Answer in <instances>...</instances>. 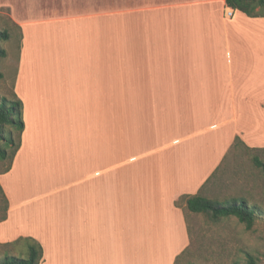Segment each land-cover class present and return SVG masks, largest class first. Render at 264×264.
<instances>
[{
    "label": "crops",
    "instance_id": "1",
    "mask_svg": "<svg viewBox=\"0 0 264 264\" xmlns=\"http://www.w3.org/2000/svg\"><path fill=\"white\" fill-rule=\"evenodd\" d=\"M226 9L23 0L0 244L34 239L38 264H175L191 244L175 202L202 191L235 138L264 148V17Z\"/></svg>",
    "mask_w": 264,
    "mask_h": 264
},
{
    "label": "rangeland",
    "instance_id": "2",
    "mask_svg": "<svg viewBox=\"0 0 264 264\" xmlns=\"http://www.w3.org/2000/svg\"><path fill=\"white\" fill-rule=\"evenodd\" d=\"M111 5L117 8V0H111ZM21 10L23 0H0V30L9 32V38L0 41V47L6 51V55L0 57V101L12 98L20 30L11 14L13 11L21 13ZM113 30L117 32V21L114 22ZM116 34L113 35L112 43H117ZM254 154L264 159V151L247 150L242 145L233 147L200 192L219 203L242 199L254 206L256 220L252 227L246 229L234 216L214 220L204 213H189L184 207L189 215L191 244L176 264H246L248 256L253 257L254 264H264V175L251 161ZM7 161L8 157L0 160V170ZM179 204L184 206L181 201ZM3 211L4 201L0 192V216ZM22 247V242L11 246L0 245V257L6 254L19 255ZM21 256L25 257L26 254Z\"/></svg>",
    "mask_w": 264,
    "mask_h": 264
},
{
    "label": "trees",
    "instance_id": "3",
    "mask_svg": "<svg viewBox=\"0 0 264 264\" xmlns=\"http://www.w3.org/2000/svg\"><path fill=\"white\" fill-rule=\"evenodd\" d=\"M225 5L239 10L247 16H263L264 17V0H224ZM9 32L7 30H0V41L7 40ZM6 51L0 47V57H4ZM1 76V73H0ZM23 129L22 121V104L21 101L12 93V98H3L0 101V160L6 159L8 161L0 173L7 171L10 168L13 156L20 145L21 133ZM15 134V137H14ZM243 145L242 142L235 138L233 147ZM247 148V147H246ZM9 149V151H8ZM247 150L263 152L264 148H247ZM251 161L253 165L258 168L264 175V159L257 154L252 155ZM2 198L4 201V211L0 216V220L5 217L6 199L0 188ZM183 202L185 209L191 213H204L211 219H218L228 216H234L246 229H250L256 220V210L254 206L247 204L244 200H233L226 203L216 202L201 193H196L189 196H182L176 201ZM22 242V251L18 254H6L0 257V264H38L41 258L42 249L37 241L29 237H20L13 242L0 245H16ZM21 250V249H20ZM188 249L180 253L175 260V264L181 256L185 255ZM26 254L22 257V254ZM187 264H195L188 262ZM246 264H254L252 256H248Z\"/></svg>",
    "mask_w": 264,
    "mask_h": 264
},
{
    "label": "built area",
    "instance_id": "4",
    "mask_svg": "<svg viewBox=\"0 0 264 264\" xmlns=\"http://www.w3.org/2000/svg\"><path fill=\"white\" fill-rule=\"evenodd\" d=\"M232 13H233L232 9H226L225 16L230 17L232 15Z\"/></svg>",
    "mask_w": 264,
    "mask_h": 264
}]
</instances>
